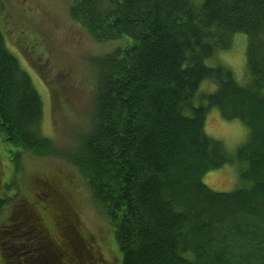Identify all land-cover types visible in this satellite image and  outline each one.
Instances as JSON below:
<instances>
[{
  "label": "trees",
  "instance_id": "trees-1",
  "mask_svg": "<svg viewBox=\"0 0 264 264\" xmlns=\"http://www.w3.org/2000/svg\"><path fill=\"white\" fill-rule=\"evenodd\" d=\"M70 15L97 41L119 44L90 59V106L68 158L113 227L121 263L264 264V0H75ZM239 34L248 40L245 83L230 67L207 64ZM8 38L0 24V165L7 160L17 174L0 193V219L20 201V219H33L37 239L43 226L42 241L48 236L66 252L44 217L53 209L72 229L61 175L29 177L41 193L33 201L18 196L24 155L57 153L42 133L41 96ZM214 110L248 129L235 156L205 130ZM233 163L241 182L235 190L204 182ZM9 224L1 230L7 249ZM74 244L81 252L70 247L62 264H87L81 241Z\"/></svg>",
  "mask_w": 264,
  "mask_h": 264
},
{
  "label": "rangeland",
  "instance_id": "rangeland-1",
  "mask_svg": "<svg viewBox=\"0 0 264 264\" xmlns=\"http://www.w3.org/2000/svg\"><path fill=\"white\" fill-rule=\"evenodd\" d=\"M74 1L0 0V24L10 34L8 47L30 74L41 96L44 114L42 133L54 141L57 153L53 157L40 159L27 153L24 155L23 175L17 177L18 196L33 201L41 191L30 186L28 178L58 174L72 204V211H67L68 224L72 225L69 231L64 229V223L58 219L59 212L51 209L44 216L45 221L49 222L45 225H50L52 236L64 241L66 252H57L48 236L42 241L43 234L46 235L44 227H41L37 239L38 232L31 231L35 225L31 221L33 219L25 218L22 221L19 215L21 202H12L7 211L8 218L0 219L1 264H19L22 261L27 264H62L64 256L70 254V247L75 253L81 252L74 242L81 241L83 246L82 240H79L83 235L92 244V249L83 246L87 254L99 257L106 264H122L113 227L90 203L86 184L68 158V151L77 143V134L84 128L85 115L90 106L89 95L93 82L90 59L114 51L119 44L97 41L73 21L70 10ZM229 40L230 49L221 51L207 64L230 67L237 80L245 83L247 37L239 34ZM205 130L210 137L222 141L232 156L236 155L248 137V129L242 122L226 121L217 110L208 114ZM16 175L14 167L7 160L3 161L0 165V193H5L6 185L13 183ZM239 175L233 163L208 173L204 182L217 192H231L240 186ZM8 193L12 197L17 196L16 193ZM9 222L14 225L11 235L8 233L12 236L11 249H7L1 233L10 225ZM73 225L82 231L76 227L74 229ZM94 238L96 243L93 245ZM87 241H83L84 244ZM90 261H93L91 257Z\"/></svg>",
  "mask_w": 264,
  "mask_h": 264
},
{
  "label": "flooded vegetation",
  "instance_id": "flooded-vegetation-1",
  "mask_svg": "<svg viewBox=\"0 0 264 264\" xmlns=\"http://www.w3.org/2000/svg\"><path fill=\"white\" fill-rule=\"evenodd\" d=\"M60 242H58V244H59ZM54 246V245H53ZM54 247H56L57 248V250H62V248H60V246H54ZM55 248V249H56ZM90 248L92 249V246H90ZM92 259H93V257L94 256H92V255H90V254H88ZM68 254H66L65 256H64V259H69L68 258ZM88 256V263L87 264H97V260L98 259H95V260H93V261H90V257ZM70 260H72V261H74L73 259H70ZM72 264H80V263H78V262H76V263H72Z\"/></svg>",
  "mask_w": 264,
  "mask_h": 264
},
{
  "label": "bare ground",
  "instance_id": "bare-ground-1",
  "mask_svg": "<svg viewBox=\"0 0 264 264\" xmlns=\"http://www.w3.org/2000/svg\"><path fill=\"white\" fill-rule=\"evenodd\" d=\"M132 82V81H131ZM201 159V158H200ZM240 159V158H239ZM203 160V159H202ZM207 161V160H206ZM205 164V163H204ZM203 170V169H202ZM192 172V171H191ZM202 196V195H201ZM206 196V195H205ZM207 241V240H206Z\"/></svg>",
  "mask_w": 264,
  "mask_h": 264
}]
</instances>
